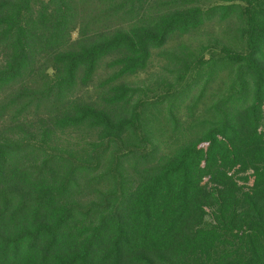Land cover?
<instances>
[{
  "label": "trees",
  "instance_id": "trees-1",
  "mask_svg": "<svg viewBox=\"0 0 264 264\" xmlns=\"http://www.w3.org/2000/svg\"><path fill=\"white\" fill-rule=\"evenodd\" d=\"M0 264H264V0H0Z\"/></svg>",
  "mask_w": 264,
  "mask_h": 264
},
{
  "label": "rangeland",
  "instance_id": "rangeland-1",
  "mask_svg": "<svg viewBox=\"0 0 264 264\" xmlns=\"http://www.w3.org/2000/svg\"><path fill=\"white\" fill-rule=\"evenodd\" d=\"M208 31L202 34L200 36L203 39H206L208 37H212V35H223L224 33L219 28H216L213 30L212 28H208ZM164 73L163 69V61H160V59L156 58L154 61V65L152 66L151 70L143 75L140 76V79H138V83L140 84H149L153 83L160 75Z\"/></svg>",
  "mask_w": 264,
  "mask_h": 264
}]
</instances>
